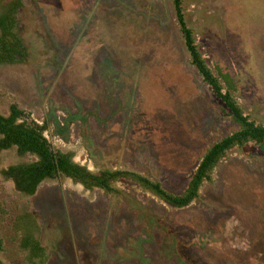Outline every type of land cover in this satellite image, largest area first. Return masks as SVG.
I'll return each instance as SVG.
<instances>
[{"label": "rangeland", "instance_id": "374dc122", "mask_svg": "<svg viewBox=\"0 0 264 264\" xmlns=\"http://www.w3.org/2000/svg\"><path fill=\"white\" fill-rule=\"evenodd\" d=\"M24 1L29 56L0 68V113L16 103L46 122L51 146L76 163L133 170L181 193L205 150L236 130L191 62L172 0ZM182 9L213 74H229L238 104L264 124V0H182ZM31 159L3 150L0 171ZM117 186L115 198L57 178L24 198L0 173V258L28 264L13 223L29 211L45 264H264V155L254 143L230 149L186 207Z\"/></svg>", "mask_w": 264, "mask_h": 264}, {"label": "trees", "instance_id": "16d2710c", "mask_svg": "<svg viewBox=\"0 0 264 264\" xmlns=\"http://www.w3.org/2000/svg\"><path fill=\"white\" fill-rule=\"evenodd\" d=\"M0 0V64L14 63L17 54L23 52L19 46L25 41L18 37L14 26L12 13L20 1L2 4ZM182 34V41L188 51L192 64L195 66L204 82L213 90L215 96L228 109L236 130L223 136L210 145L203 153L201 160L181 193L169 190L161 181L139 172L122 168H102L96 172L80 165L73 160L72 152L54 149L45 136L48 124L38 123L31 113L12 104L9 114L0 113V152L16 149L20 156L30 155L29 161H20L3 168L0 173L6 180H11L19 193L24 197L33 196L38 187L47 180L69 178L81 184L86 190L96 188L118 198L121 190L117 183L129 181L143 191L152 194L163 202L177 208L186 207L199 196V189L204 181H212L213 172L220 160L226 157L234 147L243 148L248 143H254L264 155V124L258 123L246 115L238 104L233 92L236 91L234 79L229 74L218 76L206 63L201 50L196 44L193 29L185 21L182 0H172ZM25 50L27 51L26 47ZM225 90H223L222 82ZM0 209L1 205H0ZM4 212V210H3ZM16 235L19 237V247L25 252L28 264H45L49 255L39 238L40 227L33 213H19L13 223ZM4 250L3 239L0 237V252ZM0 264H5L0 258Z\"/></svg>", "mask_w": 264, "mask_h": 264}, {"label": "flooded vegetation", "instance_id": "af4514ba", "mask_svg": "<svg viewBox=\"0 0 264 264\" xmlns=\"http://www.w3.org/2000/svg\"><path fill=\"white\" fill-rule=\"evenodd\" d=\"M16 1H20V4L18 5V7L15 9L14 8V11H13V13H12V17L14 18V20H13V23H14V26H16V32H17V35H18V37H22L21 35H20V32L22 31V29L23 28H25V25H27V22H29L28 21V18H26V19H24V13H23V9L25 8V1L24 0H4L3 2H2V4L4 5V4H7V3H12V4H14V7H15V2ZM29 19H30V21H31V19L32 18H30L29 17ZM23 38V37H22ZM24 40V39H23ZM25 47H26V49H27V45L24 43L23 45H21V46H19V50L20 51H22L23 53L22 54H17V53H15L16 54V56H17V60L19 61V60H23V59H25L26 60V58L29 56V52H28V50L26 51L25 50ZM18 61H16V62H18ZM16 62H14V63H7V64H0V68L1 67H5V66H8V65H14ZM12 104H16V103H12ZM12 104H10V106L12 105ZM17 106H18V104H16ZM10 106H9V108H10ZM19 107V106H18ZM9 114V113H8ZM7 114V115H8ZM3 151V150H2ZM8 167V166H7ZM11 181V180H10ZM13 182V181H12ZM15 189H16V187H15ZM16 191L19 193V191L16 189ZM20 194V193H19ZM20 196L21 197H24V196H22L21 194H20ZM28 197V196H27ZM26 197V198H27ZM25 198V197H24Z\"/></svg>", "mask_w": 264, "mask_h": 264}]
</instances>
